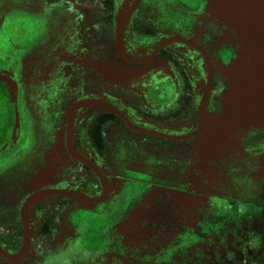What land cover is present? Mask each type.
Masks as SVG:
<instances>
[{
	"label": "flooded vegetation",
	"instance_id": "af4514ba",
	"mask_svg": "<svg viewBox=\"0 0 264 264\" xmlns=\"http://www.w3.org/2000/svg\"><path fill=\"white\" fill-rule=\"evenodd\" d=\"M239 50L206 0H0V264H264V127L202 152Z\"/></svg>",
	"mask_w": 264,
	"mask_h": 264
},
{
	"label": "water",
	"instance_id": "95a60500",
	"mask_svg": "<svg viewBox=\"0 0 264 264\" xmlns=\"http://www.w3.org/2000/svg\"><path fill=\"white\" fill-rule=\"evenodd\" d=\"M206 8L234 32L240 46L223 71L218 127L208 136L207 147L214 151L229 144L236 130L264 127V0H206Z\"/></svg>",
	"mask_w": 264,
	"mask_h": 264
},
{
	"label": "rangeland",
	"instance_id": "374dc122",
	"mask_svg": "<svg viewBox=\"0 0 264 264\" xmlns=\"http://www.w3.org/2000/svg\"><path fill=\"white\" fill-rule=\"evenodd\" d=\"M245 132H247V131H245ZM245 132H243V133H245ZM238 134H241V131H240V130H236V132L233 134V137H230V138H229V142L232 143L233 140H235V137H236ZM230 143H229V144H230ZM229 144H227V145H229ZM227 145H223V146L220 147V148H215L214 152H215V151H219V150H220V152H222L223 149H224ZM204 149H205V150H206V149H210V150H211V149H214V148H207V146L204 147V148L202 147V152H203ZM205 150H204V151H205ZM205 152H206V151H205ZM168 216H169V215H167V213H165V214H163L162 217H163V218H167ZM88 233L90 234L91 231L88 232ZM87 238H88V237H87Z\"/></svg>",
	"mask_w": 264,
	"mask_h": 264
}]
</instances>
